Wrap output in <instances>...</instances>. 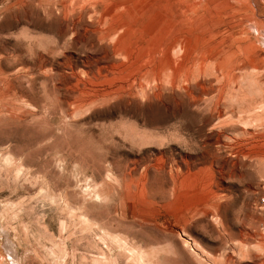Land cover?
Instances as JSON below:
<instances>
[{
	"label": "rangeland",
	"instance_id": "374dc122",
	"mask_svg": "<svg viewBox=\"0 0 264 264\" xmlns=\"http://www.w3.org/2000/svg\"><path fill=\"white\" fill-rule=\"evenodd\" d=\"M0 264H264V0H0Z\"/></svg>",
	"mask_w": 264,
	"mask_h": 264
}]
</instances>
